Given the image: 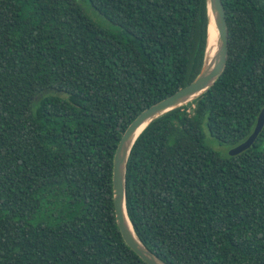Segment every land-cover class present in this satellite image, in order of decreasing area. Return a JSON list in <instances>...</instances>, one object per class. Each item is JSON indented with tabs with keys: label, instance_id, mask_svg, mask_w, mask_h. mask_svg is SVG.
I'll use <instances>...</instances> for the list:
<instances>
[{
	"label": "trees",
	"instance_id": "16d2710c",
	"mask_svg": "<svg viewBox=\"0 0 264 264\" xmlns=\"http://www.w3.org/2000/svg\"><path fill=\"white\" fill-rule=\"evenodd\" d=\"M228 55L205 93L150 122L125 207L167 264H264V0H221ZM206 0H0V264H146L123 241L112 163L127 126L199 74Z\"/></svg>",
	"mask_w": 264,
	"mask_h": 264
},
{
	"label": "water",
	"instance_id": "95a60500",
	"mask_svg": "<svg viewBox=\"0 0 264 264\" xmlns=\"http://www.w3.org/2000/svg\"><path fill=\"white\" fill-rule=\"evenodd\" d=\"M208 10L207 44L202 68L195 79L187 86L143 110L125 129L116 147L112 163V202L116 226L125 244L146 264H167L149 251L136 236L128 219L125 207V174L131 148L143 131L153 120L163 114L183 106L205 93L221 76L228 55V34L225 12L221 0H206ZM216 30L215 46L208 54L209 29ZM264 127V106L255 127L248 138L230 148L228 155L235 156L249 149Z\"/></svg>",
	"mask_w": 264,
	"mask_h": 264
},
{
	"label": "rangeland",
	"instance_id": "374dc122",
	"mask_svg": "<svg viewBox=\"0 0 264 264\" xmlns=\"http://www.w3.org/2000/svg\"><path fill=\"white\" fill-rule=\"evenodd\" d=\"M201 130L203 132L204 142L207 146H209L212 150L217 152L222 157L228 155V152L230 150L229 147L219 144V142H217L213 137H211L205 125L202 126Z\"/></svg>",
	"mask_w": 264,
	"mask_h": 264
},
{
	"label": "bare ground",
	"instance_id": "6f19581e",
	"mask_svg": "<svg viewBox=\"0 0 264 264\" xmlns=\"http://www.w3.org/2000/svg\"><path fill=\"white\" fill-rule=\"evenodd\" d=\"M209 50H208V54L212 53L214 50V46H215V39H216V30L215 28H213L212 26L209 29Z\"/></svg>",
	"mask_w": 264,
	"mask_h": 264
}]
</instances>
